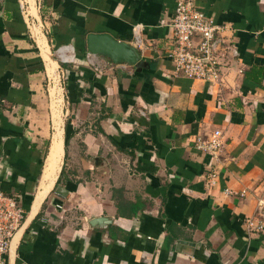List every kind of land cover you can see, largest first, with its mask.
I'll return each mask as SVG.
<instances>
[{
  "label": "crops",
  "instance_id": "crops-1",
  "mask_svg": "<svg viewBox=\"0 0 264 264\" xmlns=\"http://www.w3.org/2000/svg\"><path fill=\"white\" fill-rule=\"evenodd\" d=\"M196 1L237 51L219 82L173 73L175 0H0V190L26 212L6 264H264V0ZM214 129L218 159L194 146Z\"/></svg>",
  "mask_w": 264,
  "mask_h": 264
},
{
  "label": "built area",
  "instance_id": "built-area-1",
  "mask_svg": "<svg viewBox=\"0 0 264 264\" xmlns=\"http://www.w3.org/2000/svg\"><path fill=\"white\" fill-rule=\"evenodd\" d=\"M170 25L172 33L168 55L172 61L173 73L192 79L219 82L229 59L237 54L234 44L225 34L228 26L215 22L196 0H175ZM139 42L140 39H137L136 43ZM67 54L69 58L66 57ZM73 56L72 52L66 53L62 48L58 50V57L62 62L72 61ZM88 57L94 65V61ZM57 69V81L62 84L65 72L60 65ZM95 69L99 70L96 62ZM194 146L218 159L223 146L222 131L214 129L207 135H197ZM216 176V170L211 169L205 176L206 183L212 184ZM25 214V209L15 196L0 190V264H6L12 237L22 226ZM244 223L251 232L260 231L264 226L263 222L251 216L246 217Z\"/></svg>",
  "mask_w": 264,
  "mask_h": 264
},
{
  "label": "water",
  "instance_id": "water-1",
  "mask_svg": "<svg viewBox=\"0 0 264 264\" xmlns=\"http://www.w3.org/2000/svg\"><path fill=\"white\" fill-rule=\"evenodd\" d=\"M86 49L93 54L105 56L117 64L140 65L143 61L136 45L118 40L109 33H89L86 37Z\"/></svg>",
  "mask_w": 264,
  "mask_h": 264
},
{
  "label": "bare ground",
  "instance_id": "bare-ground-1",
  "mask_svg": "<svg viewBox=\"0 0 264 264\" xmlns=\"http://www.w3.org/2000/svg\"><path fill=\"white\" fill-rule=\"evenodd\" d=\"M67 58H69L70 56L69 55H67L66 56ZM54 77V76H53ZM58 139V138H57ZM60 141V140H59ZM56 142H54V144H55ZM59 144H60V142H59ZM59 144H55V146H53L52 148V153H51V157L49 158V161H48V167L50 168V169H52L53 168V166H54V163H55V160H57V158H59L58 157V154H60V153H58V151H60L59 150ZM61 159V158H60ZM61 161V160H60ZM57 166V165H56ZM56 166H54V167H56ZM55 172V171H54Z\"/></svg>",
  "mask_w": 264,
  "mask_h": 264
}]
</instances>
